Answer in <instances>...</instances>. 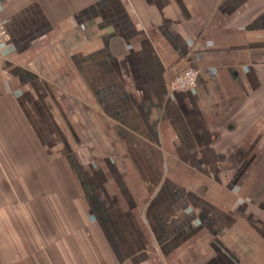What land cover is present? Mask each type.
Wrapping results in <instances>:
<instances>
[{"label": "crops", "instance_id": "1", "mask_svg": "<svg viewBox=\"0 0 264 264\" xmlns=\"http://www.w3.org/2000/svg\"><path fill=\"white\" fill-rule=\"evenodd\" d=\"M0 17V264H264V0Z\"/></svg>", "mask_w": 264, "mask_h": 264}, {"label": "built area", "instance_id": "2", "mask_svg": "<svg viewBox=\"0 0 264 264\" xmlns=\"http://www.w3.org/2000/svg\"><path fill=\"white\" fill-rule=\"evenodd\" d=\"M8 46V35L4 21L0 17V54ZM198 70L187 67L178 73L170 84V91L178 92L193 89L197 86Z\"/></svg>", "mask_w": 264, "mask_h": 264}, {"label": "rangeland", "instance_id": "3", "mask_svg": "<svg viewBox=\"0 0 264 264\" xmlns=\"http://www.w3.org/2000/svg\"><path fill=\"white\" fill-rule=\"evenodd\" d=\"M1 202V201H0Z\"/></svg>", "mask_w": 264, "mask_h": 264}]
</instances>
